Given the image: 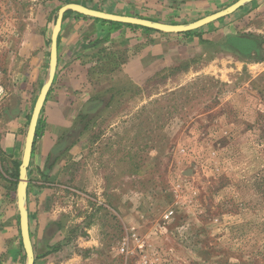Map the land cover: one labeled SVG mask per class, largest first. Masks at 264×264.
<instances>
[{
  "label": "rangeland",
  "instance_id": "1",
  "mask_svg": "<svg viewBox=\"0 0 264 264\" xmlns=\"http://www.w3.org/2000/svg\"><path fill=\"white\" fill-rule=\"evenodd\" d=\"M78 1L193 22L236 0ZM62 5L0 0V264L26 260L9 171L22 160ZM185 37L135 79L118 71L124 50L105 35L82 46L90 57L66 106L64 147L48 171L29 165L34 264H264V0ZM23 106L18 138L11 122Z\"/></svg>",
  "mask_w": 264,
  "mask_h": 264
},
{
  "label": "crops",
  "instance_id": "2",
  "mask_svg": "<svg viewBox=\"0 0 264 264\" xmlns=\"http://www.w3.org/2000/svg\"><path fill=\"white\" fill-rule=\"evenodd\" d=\"M166 2H168V0H164L163 2L160 1L158 7L163 6ZM140 16L171 24L191 22L173 18L171 14L169 16H164L160 13L155 16L140 14ZM108 28L109 26L107 24H102L101 22H96L91 19L78 18L75 14L68 16L63 21L58 42L57 71L52 88L44 104L45 118L41 125V136L37 138L34 144L30 161V174H33L34 170H36V175L37 171L42 172V169L48 171L49 168L48 166L46 167L47 157L50 153H54L61 148V144H58V140L64 125L68 121L66 106L69 99L73 101L75 94H79V91L76 90L79 89L76 84L79 83L78 81H80V79L86 76V69L81 64L83 59H89L90 57V52L83 49L82 46L89 44V40L94 39L99 33L100 35H106L108 33ZM85 36L88 37V41L86 42L84 41ZM109 36L110 44L115 46L116 49L124 50L123 54L116 55H119L118 57L121 55L122 59H127L125 63H122L121 70L118 71L124 75L132 76L135 79L137 76L141 78L144 73L148 72V67H152L150 61L154 62L163 58L172 59L174 56V51L172 50L175 46L174 43L177 45L183 44L186 39L185 36L187 35L163 31H145L142 28L122 26L117 29L109 30ZM114 55L115 54H113V56ZM78 74L80 76H78ZM68 86H74L76 90L75 93H70V95H68ZM23 111H25L24 106L20 115L14 117L11 122V125L16 127L13 128L15 131L14 136L18 138L21 136L19 132H21L23 115H25ZM13 148L12 146L11 148H4V150L13 152ZM62 167V163L59 162V165L53 167L54 169L50 170V173L47 174L55 177ZM34 179H37L36 176L31 178V184L35 183Z\"/></svg>",
  "mask_w": 264,
  "mask_h": 264
},
{
  "label": "water",
  "instance_id": "3",
  "mask_svg": "<svg viewBox=\"0 0 264 264\" xmlns=\"http://www.w3.org/2000/svg\"><path fill=\"white\" fill-rule=\"evenodd\" d=\"M253 0H237L228 7L219 10L215 13L197 19L193 22L184 24H171L164 23L160 21L151 20L148 18L118 14L107 12L104 10L92 8L81 3L70 2L62 5L57 14L56 22L51 34V50H50V62L47 69V73L42 84L40 93L35 102L31 119L29 122V127L27 131L24 152L22 156L21 163L19 165L18 171V183H17V206L19 210L20 217V229L22 236V243L26 253L25 264H34L35 262V251L33 246V241L30 231V217L27 203V190L29 184V165L31 161V156L35 144V136L37 131V126L40 118L42 108L45 104L46 98L48 96L49 90L54 82L57 64H58V37L62 28L63 18L66 11L72 10L87 16L106 19L111 21L131 23L135 25L145 26L154 28L163 32H173L180 33L189 30L198 29L204 25H207L219 18L225 17L232 14L240 7L252 2ZM252 42L246 41V44H251Z\"/></svg>",
  "mask_w": 264,
  "mask_h": 264
},
{
  "label": "trees",
  "instance_id": "4",
  "mask_svg": "<svg viewBox=\"0 0 264 264\" xmlns=\"http://www.w3.org/2000/svg\"><path fill=\"white\" fill-rule=\"evenodd\" d=\"M62 2H63V4L70 3V2H75V3H81L83 5H86V3L80 2L78 0H62ZM72 13H75L78 17L93 18L96 22H101L102 24H107L109 26V28H108V33L105 35L106 39H109V37H110L109 36V30L117 29V28H120L122 26L133 27V28H142L145 31H160V30H157V29H154V28L140 26V25H135V24H131V23H123V22H117V21H111V20H106V19L95 18V17L87 16V15L72 11V10H69V11L65 12L63 21L68 16H70ZM132 16H134V15H132ZM138 17H143V16H138ZM143 18H148V17H143ZM148 19H151V18H148ZM151 20H153V19H151ZM198 30H199V28L198 29H194V30L185 31V32H180V33H183V34H186V35L190 36V35H193L195 33H198ZM59 39H60V34H59V37H58V42H59ZM91 44L95 45L96 43L95 42L94 43L91 42L89 44H86L85 46L87 47V46H89ZM245 44H246V41H245ZM99 52H103V49L101 48V50H99ZM113 58H115V56H113ZM50 90H51V88H50ZM50 90H49V93H50ZM49 93H48V95H49ZM102 103H103V101H101V100H97V101L92 102V105L94 106V108L91 109V110L94 111V110L98 109V107L101 106ZM41 122H42V120H41V118H39L37 131H36V136H35V142H36L37 138L41 136V133H42V131H41ZM60 144H61V148L64 147V143L63 144L60 143ZM3 155L4 154L0 150V160H3V157H4ZM19 163H20L19 161L15 160L14 161V168H11V170L9 171V181L11 183H13V184H16L17 181H18V171H19V165H20ZM22 250H24L23 247H22Z\"/></svg>",
  "mask_w": 264,
  "mask_h": 264
},
{
  "label": "built area",
  "instance_id": "5",
  "mask_svg": "<svg viewBox=\"0 0 264 264\" xmlns=\"http://www.w3.org/2000/svg\"><path fill=\"white\" fill-rule=\"evenodd\" d=\"M2 91H3V88L2 86L0 85V95L2 94ZM123 250V249H122Z\"/></svg>",
  "mask_w": 264,
  "mask_h": 264
}]
</instances>
